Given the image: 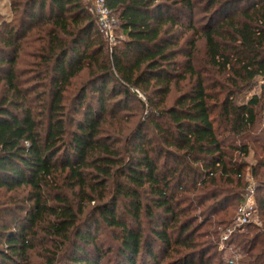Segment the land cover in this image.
<instances>
[{
  "label": "trees",
  "instance_id": "trees-1",
  "mask_svg": "<svg viewBox=\"0 0 264 264\" xmlns=\"http://www.w3.org/2000/svg\"><path fill=\"white\" fill-rule=\"evenodd\" d=\"M107 5L112 52L85 0L0 14V264H229L236 154L264 153V84L239 104L264 82V0ZM251 175L261 224L229 243L264 264V155Z\"/></svg>",
  "mask_w": 264,
  "mask_h": 264
},
{
  "label": "rangeland",
  "instance_id": "rangeland-1",
  "mask_svg": "<svg viewBox=\"0 0 264 264\" xmlns=\"http://www.w3.org/2000/svg\"><path fill=\"white\" fill-rule=\"evenodd\" d=\"M86 3H88L89 7L92 8V0H85ZM94 11L95 8L93 7ZM92 11V9H91ZM94 13V12H93ZM0 14L4 17L5 21H9L11 19V11H10V6H9V1L8 0H0ZM114 16V15H113ZM115 17V16H114ZM116 18V17H115ZM117 20V18H116ZM118 22V20H117ZM114 37L115 39L110 42L108 40H106L104 38V40L107 42V45L110 49V52H112L114 46H117L120 44V41L123 39V36L120 33L119 30V23L117 24V26L114 28ZM86 74L82 76L83 79L86 78ZM262 84H264V82H256L252 85V88L250 90H248L246 93H244L239 100V104L240 106L246 105L248 104L249 100L256 94H259L261 92V87ZM140 97L143 98V95L140 94ZM143 100H145V98H143ZM241 143V142H238ZM250 149L249 150V155L246 157H242L241 155L239 156V154H236V161L237 163H242L245 164V181L247 182V188L246 191L248 190L249 186H254L256 187V181L253 178V176L251 175V171L252 168L254 167V165H257L258 162L261 160L262 156L264 155L263 151L259 148H257V146H254L250 143ZM11 194L7 193L5 190H0V203H3L4 201H7L9 199ZM256 202H257V192H256ZM241 207V204L238 206L235 214H234V218H232V223L230 224V226H227L225 228H223L224 231L221 232L220 235H224L225 231H227V229L231 228L234 232H237L239 230L242 229V227L236 225V217L238 215V211L239 208ZM258 203L256 204V210L254 211V215L252 217V222H256L258 224H261L260 218L258 216ZM233 232V233H234ZM223 233V234H222ZM222 236L220 238V242H219V246H218V251L221 253V255L224 257L226 262H230V261H234V264H240V262L245 258L244 253L243 252H237L235 246L233 244H230V240L231 237L229 238V240L225 243H223L222 241ZM236 250V251H235ZM37 263H39V261L36 259ZM230 264V263H229Z\"/></svg>",
  "mask_w": 264,
  "mask_h": 264
},
{
  "label": "built area",
  "instance_id": "built-area-1",
  "mask_svg": "<svg viewBox=\"0 0 264 264\" xmlns=\"http://www.w3.org/2000/svg\"><path fill=\"white\" fill-rule=\"evenodd\" d=\"M92 1V6L95 8V11L93 7L91 9L97 19V28L106 40L112 42L115 39L113 34L114 28L117 26L118 22L107 5L108 0ZM256 204V187L249 186L243 197L241 207L239 208V213L236 217V225L244 227L252 222V217L254 215V211L256 210ZM233 232L234 231L231 228L225 231L222 236L223 243L229 240ZM229 263L234 264V261H230Z\"/></svg>",
  "mask_w": 264,
  "mask_h": 264
},
{
  "label": "crops",
  "instance_id": "crops-1",
  "mask_svg": "<svg viewBox=\"0 0 264 264\" xmlns=\"http://www.w3.org/2000/svg\"><path fill=\"white\" fill-rule=\"evenodd\" d=\"M9 1V0H8Z\"/></svg>",
  "mask_w": 264,
  "mask_h": 264
}]
</instances>
